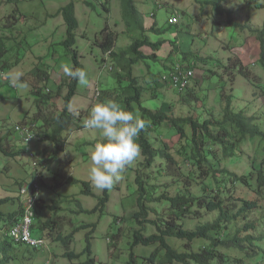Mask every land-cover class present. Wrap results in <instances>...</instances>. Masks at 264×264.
Masks as SVG:
<instances>
[{
	"label": "rangeland",
	"instance_id": "rangeland-1",
	"mask_svg": "<svg viewBox=\"0 0 264 264\" xmlns=\"http://www.w3.org/2000/svg\"><path fill=\"white\" fill-rule=\"evenodd\" d=\"M103 1L16 0L7 3L0 0V50L4 51L9 62L3 70L0 69L5 76L1 81L8 82L6 87L0 82V201H6L0 205V213L6 215L5 213L17 210L21 201L20 187L28 186L34 179L35 171L30 155L39 157L40 160L49 159L37 168L41 173L39 199L45 206H41L43 210H35L39 215L38 222L36 224L35 218L34 228L31 229L33 237L45 240V247L33 251L25 245L15 246L16 259L11 264H78L86 259L84 255L80 259L70 261L63 257V253H81L86 244L85 235L90 231L89 242L92 257L95 258L94 264H125L130 252L133 253L136 264H148L144 259L149 257L155 246L137 245L130 250L134 232H140L146 237L156 234L154 226L143 223L144 217L140 218L141 225L132 220V216L139 211L137 198L140 193L135 183L138 171H143L148 178V186H154L155 195L159 196L170 192L171 184L168 182L172 176L184 181V177L195 170L191 162L183 165V159L177 155L175 148L171 151L177 162L174 166L167 169V165L162 164V161L155 160L154 169L143 170L144 157L140 153L139 158L126 168L122 178L114 183L110 190H106L108 202L103 211L98 208L92 214L78 212L80 206L83 210H92L98 199L103 197L105 190L96 189L89 179L90 154L95 144L102 141V137L96 130L77 125H83L90 106L95 102L92 99L95 87L101 91L98 102L116 100L124 108V96L120 93V85L113 75L117 69L111 57L105 56L98 46V42L102 40L101 32L108 27V30L116 35L115 52L126 48L140 35L138 30L130 33L126 29L119 0H109V14L104 9ZM212 1L217 3L215 7L210 4ZM69 3L74 4L77 28L73 32L74 44L67 48L64 45L66 27L57 12ZM154 3H159L160 7L153 5ZM135 6L144 20L145 36L153 43L163 42L155 52V61L142 62L133 70L144 91L142 107L150 110L160 108L162 112L172 114L171 106L180 109L189 102L199 115L200 121L208 119L210 115L220 121L223 108L220 95L230 94L233 97L231 110L249 118L254 117L252 123L264 131V71L255 63V57L244 53V40L252 42L254 38L248 33V29L240 28L242 25L247 28L262 26L264 0H137ZM12 15L17 21L10 27L11 24L7 22L8 17ZM171 18L177 19V23L172 26L169 24ZM153 24L162 31L161 34H152L149 31ZM25 41L29 45L28 49L22 45ZM142 52L146 55L152 54L149 48H144ZM74 54L77 64L74 63ZM183 56L188 57L184 64L192 65L194 76L189 83V89L194 88L197 91V100L193 96L185 97V92L178 95L168 84L161 81V77L168 76ZM235 56L239 57L249 70V80L237 72L236 66L228 67V59ZM61 65H68L73 69L77 65V68L87 71L89 84L86 87L77 85L68 106V112L76 124L72 121L69 129L62 134L66 145L62 152H57L49 140L23 143L16 132V126L24 121H32L36 113L37 96L33 94L35 87L42 93L45 88L53 92L62 80L68 78L64 75ZM41 70L49 74V82L36 83V74ZM232 79L233 82H230ZM197 81L198 83H193ZM121 85L125 87L127 83L123 82ZM8 86L16 91V98L12 91L11 95H3ZM55 104L56 106L48 109L46 115L61 112L63 99H58ZM132 107L133 113L141 118L137 105L133 104ZM36 124L38 133L47 131V135L49 134L48 128L42 127L41 121ZM168 129L167 126H161L159 130L162 136H168ZM186 132L190 135L189 127ZM149 137L154 146L158 145L156 139H161L156 134H150ZM256 150L259 153H256ZM211 153L215 154H210L209 162H213V157L216 156L221 162L220 169L226 168L241 177L245 176L251 167L258 169L259 162L264 165V140L258 137L246 138L235 150V162L224 160L221 149L216 146L212 148ZM159 163L166 169L159 171ZM254 177L256 173L252 171L251 178ZM69 179L88 183L93 196L82 195L81 184H72ZM200 183V180L192 179L189 187ZM189 187L187 189L191 191ZM235 197L257 203L259 210L252 214L250 219L264 216V189L258 190L254 184L251 190L237 185ZM167 203L166 200L154 204L146 202V208L155 210L149 212L147 220L154 221L156 212L167 208ZM232 203L239 209V202ZM236 208L232 205L229 207L230 210ZM192 209L195 211V207ZM185 217L184 228L194 230L197 226L212 223L217 213L202 212L197 215L189 212ZM49 218H52L51 226H54L52 239L47 235L48 230L41 229L42 224ZM256 223L253 236L264 237V218L257 219ZM80 226L85 228L77 229ZM3 233L4 230H1L0 235ZM70 233L73 236L66 248L60 241L57 242V238L53 240L57 234L65 237ZM232 234L233 227L230 228V237ZM168 243L177 252L182 251L186 245L185 241L174 239L168 240ZM207 244V241L199 240L189 245L193 252H197ZM259 247L264 251V240L259 243ZM230 254L221 264H237L234 254ZM245 263L251 264L252 261L245 259ZM260 264H264V260L260 261Z\"/></svg>",
	"mask_w": 264,
	"mask_h": 264
},
{
	"label": "trees",
	"instance_id": "trees-1",
	"mask_svg": "<svg viewBox=\"0 0 264 264\" xmlns=\"http://www.w3.org/2000/svg\"><path fill=\"white\" fill-rule=\"evenodd\" d=\"M7 3H13L16 0H4ZM137 0H119L122 21L124 22L126 29L133 33L140 31L138 38L133 39L132 43L123 50L118 52L114 51L116 35L105 27L102 30V40L98 42L102 53L105 56L111 57L112 63L117 69L113 74L120 85V93L124 96L122 104L124 109L133 112V104L137 105L138 111L141 114V118L147 122V126L141 132L137 138V143L141 148V155L144 157L143 170H152L155 168V160L162 161L169 166H174L177 162L174 156L171 154L173 148L177 155L182 157L183 165L186 162H191L195 166V170L189 172V174L182 179L171 177L168 184L170 185V192L166 195H155L154 186H148V178L145 177L143 171H138L135 177V183L137 185L139 196L137 198L138 212L132 216L137 224L141 225L140 218H143V223H148L154 226L156 234L150 236H143L140 232H134L132 234V242L130 244V250L141 245L144 247L155 246L149 257L144 259L148 264H221L224 263L226 258H229L230 253L234 254V258L237 264H246L245 259L251 264H260V261L264 260V251L259 247V243L264 240V237L256 238L252 232L256 231V220L263 219L264 216L250 219V216L258 211L259 206L256 202L246 201L244 199H237L235 197L237 185L252 189L253 184L258 190L264 189V165L260 163V167L255 169L251 167L250 171L245 176L238 177L235 173L228 171L226 168L220 169V160L214 156L213 162H209L208 157L214 146L221 149L224 160L230 159L232 162L237 161L233 159L235 150L240 146L246 138H261L264 140V131L259 126L252 122L255 118L246 117L241 113H236L231 110L232 95L223 94L220 95V101L223 103L222 118L220 121L214 119L211 115L208 119L198 118V114L192 108V104L185 103L184 107L176 108L171 106L173 113L167 114L162 112L160 108L150 110L142 107L141 99L144 93L143 88L139 85L137 78L133 74L134 68L145 61L156 60L155 52L163 44V42H151L145 36L144 20L142 15L138 12L135 2ZM103 6L107 14L110 12L109 0H104ZM213 7L217 3L212 1ZM61 15L66 27V40L64 45L70 48L74 44V30L77 28V20L74 13V4L69 3L62 7L58 12ZM17 19L12 15L8 17L7 24L14 26ZM242 30L248 29V33L254 38L252 42L244 40V53L247 56L255 57V63L258 64L264 71V21L259 28H247L246 25L240 26ZM149 31L152 34H161L162 31L157 29L153 24ZM147 31V32H149ZM144 48H149L152 52L150 55H146L142 52ZM190 54V53H188ZM171 56V55H170ZM169 56V57H170ZM76 55L74 54V63L77 64ZM188 60L187 56H183L179 59L181 65H186L192 69V65L184 64ZM197 60H199L197 58ZM105 62V60L103 61ZM236 66L237 72L244 78L249 80V70L243 65V62L239 57L235 56L228 59V67ZM77 65H75V69ZM193 70V69H192ZM41 72H45L41 70ZM194 76V75H193ZM193 77L190 81H192ZM126 82L127 85L122 87V83ZM189 81V83H190ZM233 82V79L230 81ZM189 83L181 95L185 92L184 96L198 97L196 96L195 89H189ZM193 83H198L193 82ZM77 82L73 79L67 78L62 80L59 85L55 87V90L51 92L47 88L44 93L37 87L34 88L33 94L36 98V113L33 116L32 121H41L42 127H47L49 134L41 132L43 140H49L53 143L57 152H62L66 145V139L62 134L69 129L72 124V117L68 112V106L70 100L75 94L77 88ZM100 89V88H99ZM58 99H63V109L61 112H56L54 115H46L48 109L52 106H56ZM195 100H197L195 98ZM264 101V96H263ZM194 103V102H193ZM184 104V103H183ZM92 105L90 106V108ZM89 108V110H90ZM175 109V111H174ZM88 110V113H89ZM86 115V118L88 116ZM74 122V121H73ZM75 123V122H74ZM76 124V123H75ZM79 127L83 125H77ZM161 126H167L168 136L163 135L160 132ZM189 127L190 135L186 132V128ZM41 131V130H40ZM150 134H156L161 139L158 140V145L154 146V143L150 141ZM182 142L184 144H182ZM189 148V150H188ZM240 152L241 149H240ZM256 153H259L256 150ZM49 161L48 158H46ZM239 161V160H238ZM159 163V171L165 170L163 165ZM180 168V167H178ZM181 169V168H180ZM252 171L256 173V177H252ZM198 172V173H197ZM200 180L197 186L189 187L190 180ZM72 184L80 183L82 187L81 194L85 196H93L90 186L86 182H79L75 179H69ZM175 185V186H174ZM190 188L189 191L187 188ZM198 190L196 191V189ZM194 193V194H193ZM166 200L167 208L161 209L160 212H156V219L154 221L147 220L149 212H155L154 209L146 208L145 203L151 204L161 203ZM237 201L240 204L239 209L232 202ZM6 201H0V205ZM108 202V196L106 190L103 193V197L98 199L97 205L90 211L83 210L80 206L79 213L92 214L98 208L102 211L105 209V205ZM43 202L39 201L37 208H41ZM230 205L233 208L230 210ZM195 207L194 209H192ZM47 208V207H46ZM50 208H52L50 206ZM189 212L194 214L217 213V217L212 223H205L197 226L194 230H188L184 228L185 216ZM0 213L1 227L0 231L4 230V233L0 235V264H11L16 259V248L21 244L14 243L7 237V230L13 227L19 220L22 214V207L19 204L18 209L10 213ZM35 218H38V212L35 211ZM115 220V219H114ZM262 222V220H260ZM52 218L47 219L41 226L42 230H48L47 235L52 239V230L54 226ZM233 227V234L230 237V228ZM34 228V226L32 227ZM84 226H80L77 229H84ZM50 231V232H49ZM77 232V231H76ZM75 234V232L73 233ZM88 234V235H87ZM85 235V246L81 253L75 254L73 252L65 251L63 257L68 260L80 259L83 255L86 257L84 261L78 264H94L95 258L92 257L90 235L91 231ZM72 233L65 237H61L60 234L53 239L57 238V242L67 246L68 242L72 238ZM174 239L179 241H185L186 245L183 246L182 251H175L168 243V240ZM205 240L208 242L206 246H203L199 251L193 252L191 248V242ZM109 243L111 240L109 239ZM33 251L36 249L31 248ZM22 250V249H21ZM125 264H136V259L132 252H130ZM250 264V263H249Z\"/></svg>",
	"mask_w": 264,
	"mask_h": 264
},
{
	"label": "clouds",
	"instance_id": "clouds-1",
	"mask_svg": "<svg viewBox=\"0 0 264 264\" xmlns=\"http://www.w3.org/2000/svg\"><path fill=\"white\" fill-rule=\"evenodd\" d=\"M155 5L160 7L159 3ZM61 69L79 86L89 84V75L84 69H73L68 65H61ZM83 124L85 128L98 131L102 137L90 154L89 179L96 189L110 190L122 178L126 168L139 158L141 148L136 141L147 122L122 108L116 100H107L94 104Z\"/></svg>",
	"mask_w": 264,
	"mask_h": 264
},
{
	"label": "built area",
	"instance_id": "built-area-1",
	"mask_svg": "<svg viewBox=\"0 0 264 264\" xmlns=\"http://www.w3.org/2000/svg\"><path fill=\"white\" fill-rule=\"evenodd\" d=\"M176 23V18H171L169 20L170 26ZM193 75L194 72L190 67L176 63L168 76L161 77V81L168 84L175 91L181 93L186 89ZM0 78L2 80L5 79L1 70ZM92 96V99L95 100L94 104L97 103L101 96V91L98 87L94 88ZM37 130V124L32 121L22 122L16 126V132L25 144H29L36 140H42V136L37 133ZM30 159L35 171V176L28 186L22 185L19 189L22 214L20 220L8 230L7 237L16 244L25 245L33 249H42L45 247V240L33 237L31 235V229L34 226L35 210L39 202V180L41 179V174L37 171V168L40 167V165H44L46 160H40L39 157L34 155H30Z\"/></svg>",
	"mask_w": 264,
	"mask_h": 264
},
{
	"label": "crops",
	"instance_id": "crops-1",
	"mask_svg": "<svg viewBox=\"0 0 264 264\" xmlns=\"http://www.w3.org/2000/svg\"><path fill=\"white\" fill-rule=\"evenodd\" d=\"M156 3H154L153 5H155ZM22 45L25 49H28L29 48V45L28 43L25 41V42H22ZM5 53L3 50H0V68L3 70L4 67L8 66V58L5 57ZM175 60V59H174ZM6 61V62H5ZM18 61V59L16 60V62ZM36 83H46V82H49L50 81V76L47 72H41V71H38L37 74H36ZM22 81L23 79L20 78ZM2 79L0 78V82H2V84H5L4 86L6 87L7 83L8 82H4V81H1ZM0 87H1V83H0ZM8 89H5V91L3 92V95L4 96H7V95H11V91H12V95L16 98L17 97V93L14 89H11L9 86L7 87ZM36 88V87H35ZM46 91V89H45ZM49 91V90H48ZM46 163H47V160H46ZM39 201L43 202L42 200L39 199ZM45 203L43 202V205H41L42 207H44ZM46 209V208H45ZM39 216V215H38ZM38 222V218L36 220V224ZM36 226V225H35ZM53 235V234H52Z\"/></svg>",
	"mask_w": 264,
	"mask_h": 264
}]
</instances>
